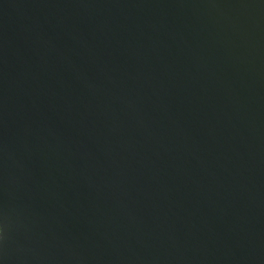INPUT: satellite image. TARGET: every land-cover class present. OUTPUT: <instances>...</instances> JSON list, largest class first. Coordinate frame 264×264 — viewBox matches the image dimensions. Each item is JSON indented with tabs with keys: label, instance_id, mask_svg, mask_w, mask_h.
Returning <instances> with one entry per match:
<instances>
[{
	"label": "water",
	"instance_id": "95a60500",
	"mask_svg": "<svg viewBox=\"0 0 264 264\" xmlns=\"http://www.w3.org/2000/svg\"><path fill=\"white\" fill-rule=\"evenodd\" d=\"M0 264H264V0H0Z\"/></svg>",
	"mask_w": 264,
	"mask_h": 264
}]
</instances>
